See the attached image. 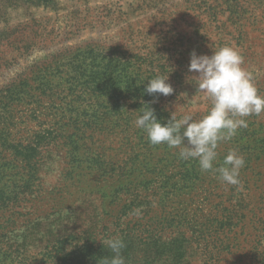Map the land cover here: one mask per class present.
Returning a JSON list of instances; mask_svg holds the SVG:
<instances>
[{"label":"rangeland","instance_id":"1","mask_svg":"<svg viewBox=\"0 0 264 264\" xmlns=\"http://www.w3.org/2000/svg\"><path fill=\"white\" fill-rule=\"evenodd\" d=\"M223 46L264 96V0H0V264H102L113 237L125 264H264V114L217 149L243 155L242 188L133 123L144 103L206 115L190 54ZM157 76L171 95L146 93Z\"/></svg>","mask_w":264,"mask_h":264},{"label":"clouds","instance_id":"2","mask_svg":"<svg viewBox=\"0 0 264 264\" xmlns=\"http://www.w3.org/2000/svg\"><path fill=\"white\" fill-rule=\"evenodd\" d=\"M243 64L244 58L231 46L215 49L210 56L198 55L193 50L188 71L198 74L197 91L210 102L207 114L197 120L191 113L178 118L174 111L166 123H161L154 109L144 103L133 121L135 127L146 133L150 145L179 149V159L196 160L202 172L214 171L223 184L242 188L239 175L245 159L236 149L228 151L219 167L214 165L219 144L231 140L239 129L247 128V117L264 114V96L259 94L253 74ZM167 79L168 76H157L148 80L146 93L171 95L174 90ZM102 242L112 253L102 258V264H125L122 239L113 237Z\"/></svg>","mask_w":264,"mask_h":264},{"label":"trees","instance_id":"3","mask_svg":"<svg viewBox=\"0 0 264 264\" xmlns=\"http://www.w3.org/2000/svg\"><path fill=\"white\" fill-rule=\"evenodd\" d=\"M93 54H94V52H92L91 50H88V51H86V53H81V51L79 50H77V51H75L73 54H70V61L75 65V66H77L76 67V71L75 72H77L78 71V73L76 74V78L78 77L79 78V80L80 79H82L84 76H83V72H82V66L78 63V62H81L82 64L84 63V62H86L87 60H89V59H93ZM63 56H65L64 54H60V55H58L57 57H56V59H59V58H61V57H63ZM46 65V68H45V66H43L39 71H40V73L41 72H47V71H50L51 69H54V70H56V72L58 73V74H60L61 72H60V68L59 67H54V68H51V67H53V66H50L49 64H45ZM58 66H60L61 67V64L60 65H58ZM51 68V69H50ZM42 70V71H41ZM59 79L60 80H62V78H60L59 77ZM88 79H89V82H87V83H85L84 85H85V88L84 89H82L81 90V94H85V93H87L88 92V95L90 94V93H94L95 92V89H94V87L96 86V80H94V78L93 77H88ZM71 80V79H70ZM77 80V79H76ZM64 82V84H66L67 82L66 81H63ZM68 84V83H67ZM43 86L42 87H40V88H34L35 90H33V91H38V92H40V93H46L47 92V88L44 86V84H42ZM68 85H70L72 88L71 89H77L76 87L79 85V84H77V82H76V84H68ZM75 86V87H74ZM16 91H18V87L16 88L15 86H13V85H11V86H8V87H6V88H4V89H2L1 91H0V99H2V97H3V99L5 98V99H8V100H11L12 98L13 99H15L17 96H16ZM75 91V90H74ZM73 91V92H74ZM12 102H14V100L12 101ZM0 134H4V133H2V131H0ZM6 135V134H5Z\"/></svg>","mask_w":264,"mask_h":264}]
</instances>
